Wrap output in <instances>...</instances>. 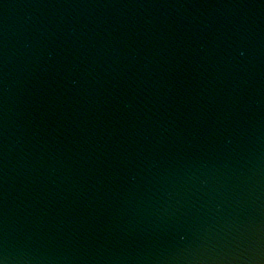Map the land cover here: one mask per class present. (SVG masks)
<instances>
[{
	"label": "water",
	"instance_id": "1",
	"mask_svg": "<svg viewBox=\"0 0 264 264\" xmlns=\"http://www.w3.org/2000/svg\"><path fill=\"white\" fill-rule=\"evenodd\" d=\"M0 264H264V0H0Z\"/></svg>",
	"mask_w": 264,
	"mask_h": 264
}]
</instances>
